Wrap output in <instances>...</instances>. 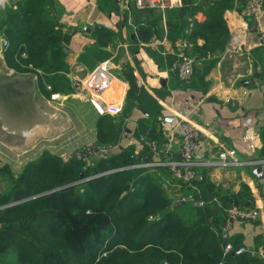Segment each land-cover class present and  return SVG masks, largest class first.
Listing matches in <instances>:
<instances>
[{"label":"trees","instance_id":"obj_1","mask_svg":"<svg viewBox=\"0 0 264 264\" xmlns=\"http://www.w3.org/2000/svg\"><path fill=\"white\" fill-rule=\"evenodd\" d=\"M112 4L117 6L115 0L107 6ZM201 6L183 0L170 13L172 39L181 38V28L193 19L183 39L194 57L193 75L182 79L174 72L171 88L209 87L207 75L231 36L224 13L241 10L242 0H210L203 7L205 18L198 20L194 14ZM134 12L137 27L131 44L137 49L159 29L149 13ZM62 14L58 0H11L0 10V26L10 41L4 49L6 62L19 72H36L47 97L74 90L67 75L66 44L80 26L65 27ZM93 36L100 45L112 41L111 34L98 30ZM122 76L130 82L124 108L117 117L101 115L90 159L74 154L63 162L45 148L18 174L9 165L0 166V182L1 177L9 182L7 189L0 186V264H264V258L247 247L233 254L236 246L245 245L243 233L224 236L229 207L233 203L246 206L237 195L216 190L198 170L193 185L198 188L196 195L206 202L196 207L169 190L173 182L181 183L183 193L192 188L173 177L170 165H139L153 159L154 151L146 142L142 141L140 152L133 145L101 151L120 142L127 117L141 101V89L130 67ZM146 108L148 115L139 119L137 132L163 148L162 106L155 101L152 108ZM140 153L142 158H138ZM170 155L163 153L160 160ZM248 189L243 190V199H250ZM255 239L258 247L262 239ZM229 242L232 248L226 252Z\"/></svg>","mask_w":264,"mask_h":264},{"label":"crops","instance_id":"obj_2","mask_svg":"<svg viewBox=\"0 0 264 264\" xmlns=\"http://www.w3.org/2000/svg\"><path fill=\"white\" fill-rule=\"evenodd\" d=\"M10 1L7 0L5 6L0 5V10ZM58 1L63 7L61 22L64 26H80L72 32L66 44V60L70 66L67 75L74 90L53 92L48 97L41 96L48 100V104L53 103L54 97L69 96L91 102L90 91L85 87V83L101 63L111 60L112 76L99 100L106 105L118 104L121 110L117 113L109 111L100 113L92 106L91 110H95L97 116L95 119L97 133V123L102 114L107 113L117 117L122 112L130 89V82L122 74L126 67H130L141 89V101L127 117L126 129L120 142L109 146L105 152L120 151L121 148L129 145H133L136 152H140L143 149L142 141L150 145L154 151L150 144L154 143L164 154H172L164 160L165 164H168L167 161L181 157L179 122L189 119L200 131L196 153L200 162L199 176L202 177L204 173L207 180L216 186V190L222 189L224 192L235 194L245 203L244 205L259 211L256 219L230 220L229 225L226 224L225 231H228V235L236 232L243 233L245 248L264 258V176L259 177L254 172L258 165L264 163L254 164V161L264 159V46L260 43L252 18L249 20V16L243 15L241 10L227 9L225 11L224 17L231 36L221 58L207 75L210 85L206 90L171 88L174 73L172 65L176 57L177 43L188 35L193 26V19L190 18L189 23L181 28V38L172 39L169 19L173 18V14L170 13L175 7L168 11H162L157 7L138 8L135 0H125L126 4L115 0L117 6L112 4V7L107 6L109 0ZM209 1L191 0L202 5L195 11V19L205 18L203 7L207 6ZM134 10H138L142 15L149 13L157 21L155 23L159 29L150 42H143L137 49L132 48L131 44V38L136 35V17L138 16ZM97 30L111 34L112 41L106 45H100L93 36ZM3 37H6L5 31L0 26V112L2 113L1 103L6 98V90L2 91L1 85L5 84L7 69L5 48L1 43ZM202 41L203 39L200 38L199 42ZM35 79L38 83V78ZM47 87L50 88L51 85L47 84ZM36 89L41 92L39 83ZM168 89L170 92L162 96L161 94ZM55 94L56 96L52 97ZM155 101L162 106L160 117L164 134L163 148L159 147L161 144L158 141L146 140L142 133L137 132L139 119L148 115L144 108L147 107L146 109L149 110ZM14 105L16 112L30 110L32 114L42 112L39 101L34 100L31 102V107H26L27 109H23V103L20 104L17 101ZM61 115L64 127L71 119L64 108ZM2 121L0 120V125L5 123ZM57 123V120H52V124L48 126V135H54V126ZM37 126H39L38 123L31 128L35 129ZM2 127L5 129V124ZM79 129L80 134L85 136L82 133L84 129L81 126ZM96 133L93 142H95ZM23 134L26 133L23 132ZM224 149L243 163L234 166L216 164L214 161L218 160L219 152ZM138 158H142L141 153L138 154ZM154 159L153 154L152 161ZM246 187L249 188L250 199L242 197ZM169 189L179 196L184 192L179 182H173ZM218 204L220 205L221 202ZM256 237L262 239L258 247L255 246ZM260 250H263V253Z\"/></svg>","mask_w":264,"mask_h":264},{"label":"rangeland","instance_id":"obj_3","mask_svg":"<svg viewBox=\"0 0 264 264\" xmlns=\"http://www.w3.org/2000/svg\"><path fill=\"white\" fill-rule=\"evenodd\" d=\"M35 78H38L36 72H19L7 62L5 84L1 85V90H6V98L1 103L3 113L0 112V120L5 122L0 125V166L9 165L15 174L23 171L29 161L36 160L45 148L59 155L65 162L74 154L78 156V153L93 149L95 146L93 140L97 116L96 111L91 110L94 105L85 99L73 98V96L55 98L56 94L52 95L54 105L48 104V100L42 97L44 93L36 89L38 83ZM46 88L51 89L47 86ZM34 100L40 102L42 112L32 114L31 110L15 111L16 101L23 103L22 108L27 109L26 107H31V102ZM63 108L69 113L71 119L64 127L61 121ZM52 120L58 121L54 126L53 136L47 134ZM37 123L39 126L35 129L31 128ZM3 124L7 129H3ZM80 126L84 129L82 133L85 136L80 134ZM0 186L2 190L7 189L8 180L1 177Z\"/></svg>","mask_w":264,"mask_h":264},{"label":"built area","instance_id":"obj_4","mask_svg":"<svg viewBox=\"0 0 264 264\" xmlns=\"http://www.w3.org/2000/svg\"><path fill=\"white\" fill-rule=\"evenodd\" d=\"M121 3L126 4L125 0H120ZM7 0H0V5L5 6ZM135 4L138 8H151L157 7L162 11L177 7L182 4V0H135ZM241 12L245 16H249L255 23L256 30L260 37V43L264 46V0H242ZM9 39L7 37L2 38V46L6 48L9 45ZM190 44L186 39H181L177 43V49L175 51V61L172 65V71L177 72L182 79H189L193 75L194 70V57L189 51ZM111 60H106L101 63L89 76L85 83V87L90 91V101L94 107L100 112L109 111L117 113L121 110L118 104H104L99 99L105 88L108 86L111 73ZM259 68V67H258ZM7 129V127H5ZM179 131L181 135V157L179 159L171 160L167 163L171 166L172 175L175 179L182 183L190 185L192 188L186 193L180 195V199L183 201H190L194 206L201 207L205 205V199L201 196H197L195 190L198 188L193 185V181L198 177V166L200 162L197 158V150L200 140V131L198 127L193 124L189 119H183L179 122ZM154 149V160L144 162L139 165L151 166L162 164L165 161L160 160L162 151L156 147L154 143H150ZM106 151V148H101ZM93 153V149H87L85 152L78 153V156L84 160L90 159ZM219 165H239L243 162L236 160L234 156H231L227 150H221L217 161H214ZM256 163L264 162L254 161ZM181 184V183H180ZM229 221L232 219L239 220H252L258 217L259 211L254 207L240 206L233 203L229 209ZM232 248V243H227L224 250L227 252ZM263 253V250H260Z\"/></svg>","mask_w":264,"mask_h":264},{"label":"water","instance_id":"obj_5","mask_svg":"<svg viewBox=\"0 0 264 264\" xmlns=\"http://www.w3.org/2000/svg\"><path fill=\"white\" fill-rule=\"evenodd\" d=\"M251 19V17H249V20ZM254 172L259 176V177H263L264 176V163L258 165L255 169ZM176 205L178 204V202L175 203ZM224 236H228V231H224ZM245 250V246L243 244H239L238 246L235 247V249L233 250V254L235 253H239L241 251Z\"/></svg>","mask_w":264,"mask_h":264},{"label":"bare ground","instance_id":"obj_6","mask_svg":"<svg viewBox=\"0 0 264 264\" xmlns=\"http://www.w3.org/2000/svg\"><path fill=\"white\" fill-rule=\"evenodd\" d=\"M28 132V131H27Z\"/></svg>","mask_w":264,"mask_h":264}]
</instances>
